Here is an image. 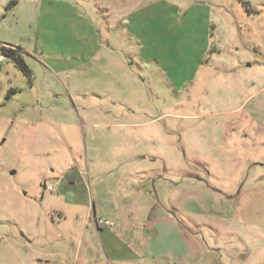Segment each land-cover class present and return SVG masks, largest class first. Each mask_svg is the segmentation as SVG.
I'll list each match as a JSON object with an SVG mask.
<instances>
[{
	"label": "rangeland",
	"instance_id": "rangeland-1",
	"mask_svg": "<svg viewBox=\"0 0 264 264\" xmlns=\"http://www.w3.org/2000/svg\"><path fill=\"white\" fill-rule=\"evenodd\" d=\"M0 45L31 72L3 55L0 264L28 261L31 229L58 217L57 176L86 171L91 141L119 162L98 178L90 162L86 185L139 186L137 159L196 264H264V77L214 70L264 63V0H0ZM234 82L247 90L229 104Z\"/></svg>",
	"mask_w": 264,
	"mask_h": 264
},
{
	"label": "crops",
	"instance_id": "crops-1",
	"mask_svg": "<svg viewBox=\"0 0 264 264\" xmlns=\"http://www.w3.org/2000/svg\"><path fill=\"white\" fill-rule=\"evenodd\" d=\"M247 57L246 61L218 63L214 70L218 67L228 69L229 73L235 70L232 75L249 77L252 83L259 82L264 77V63L253 56ZM208 73L206 78H209ZM233 85V91L241 93L229 94L226 98L229 104L244 98L247 90L246 85ZM111 143H90V162L94 165L96 178L102 171L116 169L119 161L110 155L111 148L116 145ZM103 151L107 156L101 158ZM89 157V152L86 158L81 157L86 171H76V165L60 171L57 191L49 194L50 210L58 217L50 215L35 230L31 229L28 247L33 250L24 264H196L192 240L187 242L179 225L170 220L165 205L146 186L148 169L138 166L137 159L131 158L130 164L136 168L131 175L139 186L125 187V179L121 176L107 179L110 184L102 177L93 189L84 180L85 176H90ZM73 171L76 172L72 174ZM188 176L192 179V175ZM45 197L43 195L44 200ZM99 214L112 219L113 225H99L96 220ZM80 216H86V219L82 220ZM205 258L204 264H215L213 256Z\"/></svg>",
	"mask_w": 264,
	"mask_h": 264
},
{
	"label": "trees",
	"instance_id": "trees-1",
	"mask_svg": "<svg viewBox=\"0 0 264 264\" xmlns=\"http://www.w3.org/2000/svg\"><path fill=\"white\" fill-rule=\"evenodd\" d=\"M0 55H4L9 60L15 62L17 66L22 69V71L27 75L30 76L31 72L26 65L22 55L20 53V49H15L10 46L0 45Z\"/></svg>",
	"mask_w": 264,
	"mask_h": 264
},
{
	"label": "built area",
	"instance_id": "built-area-1",
	"mask_svg": "<svg viewBox=\"0 0 264 264\" xmlns=\"http://www.w3.org/2000/svg\"><path fill=\"white\" fill-rule=\"evenodd\" d=\"M1 63H4V57L2 55H0V64ZM99 225H104V226H112L113 224L108 222V221H105V222H98Z\"/></svg>",
	"mask_w": 264,
	"mask_h": 264
}]
</instances>
